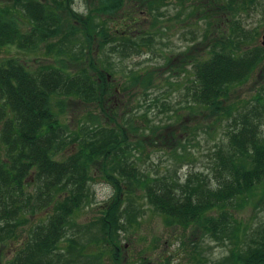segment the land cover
<instances>
[{"label": "rangeland", "instance_id": "obj_1", "mask_svg": "<svg viewBox=\"0 0 264 264\" xmlns=\"http://www.w3.org/2000/svg\"><path fill=\"white\" fill-rule=\"evenodd\" d=\"M61 1L65 7L66 0ZM225 3L229 0H73L71 7L80 20L68 9H58L61 35L50 36L34 50L2 46L0 63L14 57L33 68L54 64L72 72L87 70L100 83L98 70L103 71L108 83L100 102H66L65 116L71 126L102 124L124 131L134 147L132 157L151 178L166 175L183 183L190 173L204 172L215 181L212 152L224 138L227 123L208 109L191 106L185 87L194 77L197 61L209 54L215 41L232 34L234 20L245 32L236 55L263 47L264 35L262 5L257 12L248 5L233 12L235 4L230 0L232 6L226 9ZM3 5L10 6L20 30L28 32L31 20L21 6L12 0ZM122 43L136 47L123 52ZM248 70L247 80L232 89L231 101L226 103L242 106L261 97L264 104V60ZM101 164L94 165L97 172L90 180V201L76 210L54 250L58 264H86V258L90 264H232L227 259L231 250L241 244L244 234H253L264 223V204L250 205L236 214L241 221L239 240L217 239L196 222L171 221L139 187L131 200L129 193H121L122 228L106 235L102 220L115 187L99 170ZM130 203L138 208L134 207V216L124 214ZM52 212L38 211L6 229L10 236L0 240V264H14L18 251L25 248L23 239L28 241L35 224Z\"/></svg>", "mask_w": 264, "mask_h": 264}, {"label": "trees", "instance_id": "obj_2", "mask_svg": "<svg viewBox=\"0 0 264 264\" xmlns=\"http://www.w3.org/2000/svg\"><path fill=\"white\" fill-rule=\"evenodd\" d=\"M12 1L25 11L31 27L22 32L10 6L3 5L8 0L0 1V48L14 44L34 50L50 36L61 35L58 9H68L70 15L81 19L71 7L73 0H66L65 7L61 0L54 1L57 5L45 0ZM231 4L240 10L250 4L256 7L260 0H231ZM231 4L230 0L225 3L226 9ZM261 5L264 7L262 0ZM235 22L232 34L215 41L209 54L197 61L194 77L185 87L191 106L208 109L227 123L224 138L212 152L215 181L204 172L190 173L183 183L166 175L151 178L132 157L134 147L124 131L102 124L71 126L65 116L66 102H100L102 88L108 83L103 71L98 70L100 83L87 70L72 72L54 64L33 68L14 57L0 63V233L6 232L5 227L23 223L25 216L53 210L35 224L14 264H58L54 250L76 210L90 201V180L97 172V162H102L99 170L106 172L115 187L102 220V233L122 228L120 195L127 192L130 199L141 187L154 208L171 221L181 225L196 222L217 239L239 240L241 221L236 214L250 205L264 204V104L261 97L242 106L226 100L231 101L232 89L247 80L248 69L264 60V48L236 55L245 32L240 30V22ZM87 39L90 42L91 36ZM122 44L123 52L136 47ZM254 57L259 61L256 64ZM156 100L157 105L159 98ZM134 207L127 205L124 214H135ZM227 259L232 264H264V223L253 234H244ZM85 261L90 264L88 258Z\"/></svg>", "mask_w": 264, "mask_h": 264}, {"label": "flooded vegetation", "instance_id": "obj_3", "mask_svg": "<svg viewBox=\"0 0 264 264\" xmlns=\"http://www.w3.org/2000/svg\"><path fill=\"white\" fill-rule=\"evenodd\" d=\"M251 6H247L249 9L250 8H254L255 7V5H253V4H250ZM233 12L235 11V5L233 6ZM258 9H260V10H262V8H261V4L260 5H257L255 8H254V10L257 12V10ZM248 10V9H247ZM253 12V11H252ZM249 13H251V12H249ZM264 15V14H263ZM235 20L233 21V26L235 27ZM233 27V28H234ZM264 48V47H263ZM8 227H5V229H7ZM10 236V234H8V232H5L4 234H1L0 233V240H4V239H6V238H8ZM28 237V236H27ZM25 242H26V240L23 242V244H25Z\"/></svg>", "mask_w": 264, "mask_h": 264}, {"label": "water", "instance_id": "obj_4", "mask_svg": "<svg viewBox=\"0 0 264 264\" xmlns=\"http://www.w3.org/2000/svg\"><path fill=\"white\" fill-rule=\"evenodd\" d=\"M262 45H263V47H264V35H263V37H262Z\"/></svg>", "mask_w": 264, "mask_h": 264}]
</instances>
